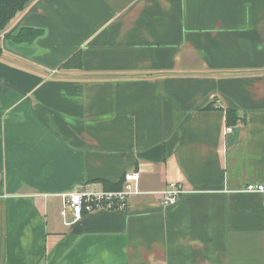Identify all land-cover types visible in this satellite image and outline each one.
<instances>
[{
  "label": "crops",
  "instance_id": "1",
  "mask_svg": "<svg viewBox=\"0 0 264 264\" xmlns=\"http://www.w3.org/2000/svg\"><path fill=\"white\" fill-rule=\"evenodd\" d=\"M36 11L14 22L43 35L0 54V264H264V194L242 192L264 185V0ZM130 172L126 210L65 225L60 195Z\"/></svg>",
  "mask_w": 264,
  "mask_h": 264
},
{
  "label": "built area",
  "instance_id": "2",
  "mask_svg": "<svg viewBox=\"0 0 264 264\" xmlns=\"http://www.w3.org/2000/svg\"><path fill=\"white\" fill-rule=\"evenodd\" d=\"M140 176L137 172H130L123 178L121 189L115 191H91L85 189L74 190L71 193L60 195L63 203L61 216L65 219L66 213L70 214L72 221H66L65 225H71L81 219L82 216L94 212L124 211L128 206L131 196L141 194L139 187ZM249 194H264V185L249 184L243 191ZM185 193L179 184H169L160 193V205L165 208H173L178 204L179 198Z\"/></svg>",
  "mask_w": 264,
  "mask_h": 264
},
{
  "label": "trees",
  "instance_id": "3",
  "mask_svg": "<svg viewBox=\"0 0 264 264\" xmlns=\"http://www.w3.org/2000/svg\"><path fill=\"white\" fill-rule=\"evenodd\" d=\"M30 0H0V34H4L9 29V25L15 19L16 16L24 12L25 5ZM43 35L41 29L32 28H20L14 33H11L7 38H13L14 44H22L23 42L31 44L37 40V38ZM2 44L0 43V54L2 52ZM59 70L79 69V59L75 54L67 61L62 63ZM238 122V115L234 110L226 111V124L229 126L235 125ZM103 188L107 191H115L121 189V181L115 185L103 182Z\"/></svg>",
  "mask_w": 264,
  "mask_h": 264
},
{
  "label": "water",
  "instance_id": "4",
  "mask_svg": "<svg viewBox=\"0 0 264 264\" xmlns=\"http://www.w3.org/2000/svg\"><path fill=\"white\" fill-rule=\"evenodd\" d=\"M43 0H30L26 5H25V9L26 8H28L27 9V12L24 14V16L22 17V20H23V18H25L26 16H28V15H30V14H35L37 11V6L39 5V3L40 2H42ZM22 20H20L15 26H13L14 28L12 29V30H14V29H16L17 27H19V24L21 23V21ZM12 23V22H11ZM12 30H9V31H7V33L6 34H4L3 35V38L1 39V42H3L4 43V40L7 38V36L8 35H10V33H11V31Z\"/></svg>",
  "mask_w": 264,
  "mask_h": 264
},
{
  "label": "rangeland",
  "instance_id": "5",
  "mask_svg": "<svg viewBox=\"0 0 264 264\" xmlns=\"http://www.w3.org/2000/svg\"><path fill=\"white\" fill-rule=\"evenodd\" d=\"M12 25V23L9 25V29L11 28L10 26ZM22 28H24V27H22ZM8 29V30H9ZM33 29V28H32ZM9 36V35H8ZM7 36V37H8ZM7 41H10V42H12V41H14L13 40V38H7L6 39ZM6 41V42H7ZM36 41V40H35ZM15 42V41H14ZM0 43L2 44V42H1V39H0ZM13 43V42H12ZM34 43V42H33ZM33 43H31V44H28V43H25V42H23L22 44H17V46L16 47H14V48H16L17 50H19V51H17L18 53H21V51H24L23 49L27 46V45H33ZM3 47V46H2ZM21 48H22V50H21ZM123 178L124 177H122V179H121V185H122V182H123Z\"/></svg>",
  "mask_w": 264,
  "mask_h": 264
},
{
  "label": "flooded vegetation",
  "instance_id": "6",
  "mask_svg": "<svg viewBox=\"0 0 264 264\" xmlns=\"http://www.w3.org/2000/svg\"><path fill=\"white\" fill-rule=\"evenodd\" d=\"M27 9H28V8L24 9V12H25ZM24 12H22V13H24ZM19 15H20V14H19ZM19 15H18V16H19ZM18 16H16L15 19H16ZM15 19H14V20H15ZM14 20H13V22H14ZM18 22H19V21H15V22L10 26L11 28H10L9 30H12V29L14 28L13 26H15ZM22 23H23V22H22ZM22 23L19 25V27H17L16 29L12 30L11 33H14V32L17 31L18 29L22 28V26H21ZM24 28H25V27H24ZM9 30H7V31H9ZM6 33H7V32H6ZM6 33H4V34H6ZM11 33H10V34H11ZM4 34H0V39L3 38V35H4Z\"/></svg>",
  "mask_w": 264,
  "mask_h": 264
}]
</instances>
